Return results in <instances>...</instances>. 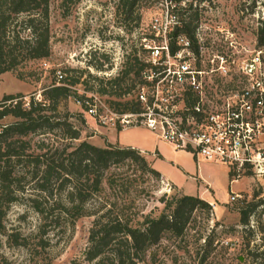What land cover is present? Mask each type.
<instances>
[{
    "label": "rangeland",
    "instance_id": "rangeland-1",
    "mask_svg": "<svg viewBox=\"0 0 264 264\" xmlns=\"http://www.w3.org/2000/svg\"><path fill=\"white\" fill-rule=\"evenodd\" d=\"M120 4L119 0H49L50 55L25 61L0 75V100L4 94L17 93L24 95V102H29L30 96L41 99L45 87L57 84L55 71L60 70L64 79L59 84L69 86L72 92L59 109L83 114V125L73 119L81 129V139L94 136L89 142L100 147L107 141L119 147L136 142L148 153H157L151 165L149 157L138 150L173 187L160 176L154 177L126 161L104 172V178L111 179L113 185L104 183L96 199L79 208L84 213L99 210L135 223L145 215L156 217L165 202L181 195L213 204L197 207L179 235L161 238L147 252L145 264H264V233L258 230H264L261 206L250 213L245 225L239 222V209L245 202L252 200L254 193L257 197L253 200L264 194V176L244 169L230 183L232 177H227L221 163L174 148L145 127L121 132L120 126L100 122V116L117 112L115 102L135 93L138 77L134 71L139 62L149 60L145 45L160 44L150 31L151 18L167 12L178 24L193 20V40L201 37L203 49L216 50L220 44V49L227 50L229 39L237 49H247L256 42L254 21L264 18V0H141L139 20L136 12L123 20ZM129 68L125 76L122 72ZM144 71L153 72L147 66ZM73 78H78L77 82L70 85ZM114 78L118 79L111 82ZM121 87L131 88V92L121 98ZM85 101L95 109V115L87 113L89 105ZM13 120L8 116L1 123ZM26 139L34 143L39 136ZM65 193L66 189L60 193L62 200ZM233 194L237 197L230 200ZM99 202L103 204L101 209ZM92 220V215H85L72 225L70 216L61 210L57 221L45 224L31 207L27 193L20 192L9 204L0 230V264H111L109 258L92 262L84 259Z\"/></svg>",
    "mask_w": 264,
    "mask_h": 264
},
{
    "label": "trees",
    "instance_id": "trees-1",
    "mask_svg": "<svg viewBox=\"0 0 264 264\" xmlns=\"http://www.w3.org/2000/svg\"><path fill=\"white\" fill-rule=\"evenodd\" d=\"M140 1L119 0L123 20L129 19L135 12L136 19H140ZM192 21H182L180 24L177 22L173 34H184L194 41L195 25L191 24ZM255 36L256 45H264V18L257 27ZM168 46L170 51L174 49L172 43ZM49 55V0H0V74L16 69L25 61L42 60ZM135 61L138 63L137 58ZM125 64L130 66L128 61ZM146 66L149 67L150 63L139 62V67L134 71L138 77L137 83L144 81L142 72ZM70 71L75 72L73 69ZM130 71L129 68L122 73L126 76ZM77 79L69 80V84H75ZM117 79L114 78L111 82ZM71 92L69 86L53 83L42 90L41 99L30 96V101L24 102L22 93L2 96L0 230L9 204L17 200L20 192L27 193L31 207L45 224L47 221H57L61 210L70 216L72 225L79 217L93 216L88 245L84 251L86 261L109 258L111 264H145V257L152 246L165 235H179L192 212L197 207L209 208V204L196 196L181 195L165 202L156 217L145 215L135 223L118 215L110 217L105 212L99 213V210L92 214L79 210L88 200L96 199L104 183L113 185L111 179L104 178V172L112 166L130 161L154 177L160 175L132 147H119L110 143L100 147L81 139V129L73 119L83 125V114L59 109L61 101ZM129 92L131 88L121 87V98ZM115 104L118 106L117 112L140 110V104L133 95L124 97ZM8 116L14 120L1 123ZM33 135L39 136L34 143L26 139ZM65 189L62 200L60 193ZM255 197L257 194L254 193L252 200L245 202L239 209V222L243 225L259 205L264 212V194L253 200ZM102 207L103 204L99 202L98 209ZM57 209L60 211H56ZM258 230L264 233L262 227Z\"/></svg>",
    "mask_w": 264,
    "mask_h": 264
},
{
    "label": "built area",
    "instance_id": "built-area-1",
    "mask_svg": "<svg viewBox=\"0 0 264 264\" xmlns=\"http://www.w3.org/2000/svg\"><path fill=\"white\" fill-rule=\"evenodd\" d=\"M262 21L255 20L254 28ZM176 24L167 12L150 19L153 39L160 44L145 45L154 65L147 61L153 72L143 71L144 81L135 87L140 110L111 112L110 117L100 116L101 124L145 127L174 148L223 164L230 181L244 169L263 177L264 45L253 42L251 48L237 49L229 39L227 50L220 44L216 50L203 49L198 35L195 43L173 34ZM55 73L59 83L63 73ZM88 105L87 113L95 115Z\"/></svg>",
    "mask_w": 264,
    "mask_h": 264
},
{
    "label": "crops",
    "instance_id": "crops-1",
    "mask_svg": "<svg viewBox=\"0 0 264 264\" xmlns=\"http://www.w3.org/2000/svg\"><path fill=\"white\" fill-rule=\"evenodd\" d=\"M2 74H4V73H2ZM2 74H0V75H2ZM28 91H29V90H26V91H24L23 93L28 92ZM21 92H22V91H21ZM128 128H133V127L121 128L120 131L123 132L124 130H127ZM136 128H140V127H136ZM95 129H96L95 131H96L97 133H99L98 128H95ZM111 129H112V128H111ZM111 129H110V130H111ZM149 131H150V130H149ZM93 137H94V136H89L87 140L92 142ZM107 143H109V142L107 141ZM110 144H111V143H110ZM129 147H132V148H134V149H137V150H139L143 155H145V157H149V159H150V164H151V165L153 164L154 159H156V157L158 156L156 152H154V153H148V149H146L143 145H140L139 143H136V142L130 144ZM222 165H223V164H222ZM223 166H224V165H223ZM152 167H153V166H152ZM224 168H225V172H226L227 177H229V176H228V170H227L226 166H224ZM158 173H159V172H158ZM159 175H160V173H159ZM160 178L162 179V181H164L165 183H167V184H169L170 186H172L168 181H166L165 179H163V178L161 177V175H160ZM229 182L231 183L232 181L229 180ZM172 187H173V186H172ZM231 192H232V191H231ZM207 203L210 204L211 206H213V204H212L210 201H208Z\"/></svg>",
    "mask_w": 264,
    "mask_h": 264
}]
</instances>
